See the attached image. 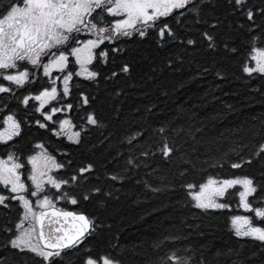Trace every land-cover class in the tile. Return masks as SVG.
I'll list each match as a JSON object with an SVG mask.
<instances>
[{
	"label": "snow or ice",
	"instance_id": "snow-or-ice-1",
	"mask_svg": "<svg viewBox=\"0 0 264 264\" xmlns=\"http://www.w3.org/2000/svg\"><path fill=\"white\" fill-rule=\"evenodd\" d=\"M225 3L228 15L236 18L227 27L243 33L248 42L249 63L243 65V72L264 76V0ZM219 6L220 0H0V99L9 98L0 104V148L5 150L0 155V211H19L16 222H7L0 228L5 239L0 255L6 256L0 264H124L110 251L87 247L86 241L103 227L96 216L56 207L60 201L78 205L100 194L111 196L99 186L79 196L69 191L70 185L90 182L95 165L83 164L65 179L58 173L73 161L61 162L57 153L67 157L71 146L80 148L90 131L104 127L96 107L102 103L100 96L88 89L98 91L101 78L119 79L131 74L135 54L127 49L129 42L143 44L151 40L161 49L170 43L195 46V38L181 35V28L191 19L194 25H208L200 32L208 50L217 51L222 43L226 51L239 52L235 40L219 31L227 18L212 15L205 19ZM253 61L255 67L250 63ZM73 62L75 67L70 69ZM110 63L113 67L108 73L97 67ZM76 77L79 81L74 85ZM12 99L16 100L15 110ZM115 111L119 114L120 110ZM158 131L165 134L159 142L162 160L170 162L178 157L184 164L196 166L194 160L185 158L191 153L168 139L163 127ZM26 132L38 134L41 139L30 141L24 153L15 146L25 139ZM144 139L143 133H139V139L132 135L128 144L136 147L133 141L139 144ZM49 144L56 145L55 152ZM141 155L149 156V150H142ZM241 161L232 162L231 167L264 165V141L256 145L247 160L241 157ZM127 165L133 166V159H128ZM25 174L26 180L22 179ZM106 178L123 183L127 175L115 173ZM237 185L242 189L234 193L239 196V206L254 216L232 217L234 234L256 241L257 247L264 249V175L259 180L248 175L209 178L200 185L199 193L189 191V195L199 210L226 209L230 205L218 202L217 197H224ZM194 187L187 184L189 190ZM256 218L260 226L254 224ZM162 259L163 264H206L175 251Z\"/></svg>",
	"mask_w": 264,
	"mask_h": 264
},
{
	"label": "trees",
	"instance_id": "trees-1",
	"mask_svg": "<svg viewBox=\"0 0 264 264\" xmlns=\"http://www.w3.org/2000/svg\"><path fill=\"white\" fill-rule=\"evenodd\" d=\"M212 15L227 18L219 31L235 40L239 52L226 51L222 43L217 51L208 50L200 36L208 25H194L191 19L181 28V35L195 38V46L170 43L161 49L151 40L143 44L129 42L127 49L135 54L131 74L119 79L101 78L98 91L88 89L100 96L102 103L96 107L104 127L90 131L80 148L71 146L67 157L57 153L61 162L73 161L58 173L65 179L83 164L95 165L90 182L70 185L69 191L79 196L99 186L103 193L111 192V196L100 194L87 204L60 201L57 206L96 216L103 227L86 241L87 247L110 251L124 264H163L162 258L173 251L206 264H264V249L257 247L256 241L234 234L232 217L254 216L239 206V196L234 194L241 190L239 185L219 199L230 205L226 209L199 210L189 195L209 178L248 175L259 180L264 175V165L259 163L231 167L234 161L242 162L241 157L247 160L256 145L264 141V76L243 72V65L249 63L248 42L243 33L227 27L236 18L228 15L225 0H220L216 12L205 19ZM97 67L108 73L113 65ZM77 81L79 78H74L73 84ZM8 100L4 96L0 104ZM11 103L15 110L16 100ZM161 127L168 139L191 153L185 158L196 162L194 168L178 157L170 162L161 159L159 142L165 135L158 131ZM139 133L145 139L139 144L133 141L136 147L130 146L128 139L132 135L139 139ZM39 139L38 134L26 132L25 139L15 147L26 153L29 142ZM49 147L56 151L55 144ZM145 149L149 150L147 157L141 155ZM4 151L0 148V155ZM152 152L156 155L152 156ZM128 159H133V166L127 165ZM115 173H126L127 178L123 183L106 178ZM22 179H27L26 174ZM188 183L196 187L189 190ZM18 216V208L10 213L0 211V228L7 222H16ZM260 223L256 218L254 224ZM4 243L0 232V253L4 252ZM5 258L0 255V261Z\"/></svg>",
	"mask_w": 264,
	"mask_h": 264
},
{
	"label": "rangeland",
	"instance_id": "rangeland-1",
	"mask_svg": "<svg viewBox=\"0 0 264 264\" xmlns=\"http://www.w3.org/2000/svg\"><path fill=\"white\" fill-rule=\"evenodd\" d=\"M253 67H255V62L253 61ZM235 188V187H234ZM230 190V189H229ZM242 190V189H241ZM199 191H200V188L198 189V190H196V192L195 193H199ZM226 194V193H225ZM220 198H222V197H217V200H218V202H219V199ZM33 200L35 199V198H32Z\"/></svg>",
	"mask_w": 264,
	"mask_h": 264
},
{
	"label": "flooded vegetation",
	"instance_id": "flooded-vegetation-1",
	"mask_svg": "<svg viewBox=\"0 0 264 264\" xmlns=\"http://www.w3.org/2000/svg\"><path fill=\"white\" fill-rule=\"evenodd\" d=\"M109 19H111V17H109ZM85 39L87 38V37H84Z\"/></svg>",
	"mask_w": 264,
	"mask_h": 264
}]
</instances>
